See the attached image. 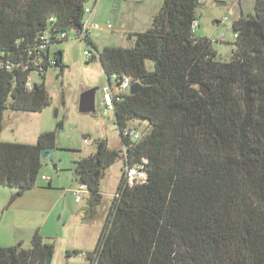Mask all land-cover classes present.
Masks as SVG:
<instances>
[{
  "label": "trees",
  "instance_id": "obj_1",
  "mask_svg": "<svg viewBox=\"0 0 264 264\" xmlns=\"http://www.w3.org/2000/svg\"><path fill=\"white\" fill-rule=\"evenodd\" d=\"M85 2L0 0V133L4 110L38 112L49 104L45 59L65 40H57L58 32L81 29ZM199 5L163 0L149 29L128 33L131 47L98 50L82 38L95 50L87 61L98 57L112 90L121 158L126 152L129 163L147 159L143 183L125 185L122 170L87 264H264V0L232 22L236 36L225 61L209 38L191 30ZM43 31L50 52L28 55ZM59 52L52 66L62 68ZM32 73L40 81L28 90ZM124 77L148 87L147 94H114ZM200 84L209 89L204 96ZM133 120L149 123L137 142L121 136ZM44 148H56L53 131L38 134L34 144L0 139V185L19 195L33 188ZM117 157L100 139L94 153L76 162L92 208L100 201L97 176ZM30 242L28 249L0 247V264H45L53 244L38 231Z\"/></svg>",
  "mask_w": 264,
  "mask_h": 264
},
{
  "label": "rangeland",
  "instance_id": "obj_2",
  "mask_svg": "<svg viewBox=\"0 0 264 264\" xmlns=\"http://www.w3.org/2000/svg\"><path fill=\"white\" fill-rule=\"evenodd\" d=\"M162 4L163 0H99L94 5L92 19L102 28L93 31L90 38L98 50L103 46L131 47L133 41L128 33L149 29L153 14ZM253 13L254 0H201L195 34L211 40L217 58L229 60L234 47L232 22L241 14ZM221 34L224 37L221 38ZM87 45L70 31L67 39L51 47V53L61 52L63 66H51L45 72L44 84L50 101L41 111L6 109L3 112L2 141L34 144L38 134L55 133L56 148L52 151L55 169L44 159L35 186L9 206L16 190L0 185V247L20 243V248L28 249L32 235L38 231L44 241L53 244L49 264H87L86 253L96 245L124 166L122 140L114 122L113 107L107 113L104 103L109 93L107 79L98 57L87 61L83 54ZM89 48L95 54L94 48ZM147 66L150 68L149 62ZM30 77L40 81L37 73ZM92 87H97L95 111L80 113L79 95ZM113 92L118 93L115 85ZM129 125L140 131L149 128L147 121L133 120ZM100 139L108 148L118 151V157L97 176L100 201L92 208L88 189L76 200L74 190L80 181L74 169L79 159L96 151V142ZM42 175L51 178V186ZM66 250L71 251L70 256H66Z\"/></svg>",
  "mask_w": 264,
  "mask_h": 264
},
{
  "label": "built area",
  "instance_id": "obj_3",
  "mask_svg": "<svg viewBox=\"0 0 264 264\" xmlns=\"http://www.w3.org/2000/svg\"><path fill=\"white\" fill-rule=\"evenodd\" d=\"M99 0H86L85 5H84V9H83V19H82V26L81 29L79 31L74 32V36L78 37V38H85L88 37L90 38V35L93 31H99L101 30V26L92 20V13H93V8L94 5L98 2ZM198 3H201V0H198ZM88 16V17H87ZM227 18H224V21H226ZM198 19L194 20L191 26V30L192 32L196 31V28L198 27ZM107 28L110 27V25L106 26ZM236 35L234 34V37ZM224 37L223 34H221V38ZM56 38L59 41L60 39H67L68 38V32L66 31H62V32H58L56 34ZM51 37L49 36V34L46 31H43L42 33H40L36 39V42L32 45V47L30 48V50L28 51V55H32V54H38L40 57H42V52L45 51H49L50 48V43H51ZM89 46L91 45H87V48L84 49L83 54L85 55L86 58H90L92 56V54H94L91 49L89 48ZM55 52V51H54ZM51 53V52H50ZM35 57V56H33ZM33 60H36V58H33ZM41 60L43 61V63H45V61L48 63V65H54L55 64V55L53 53H51L49 55V57H47L44 61V59L41 58ZM40 60V63H42V61ZM11 66L13 65H7V68H11ZM38 70H42V64H40L38 66ZM33 80L31 79V77H28V80L26 82V87L28 90L32 89L33 86ZM131 82L129 81V79L127 77H124L123 80L121 81V84L118 85L116 88L118 90V92L120 93H125L128 91L129 86H130ZM109 93H106V98H105V105L107 106V110L106 112L108 113L109 110H111L112 108V101H111V89L110 87H108ZM110 94V95H109ZM111 96V97H110ZM148 129H145L144 131H140L135 127L132 126H125L122 128L121 130V136L124 139H127L130 142H137L139 140H141L147 133ZM124 149H126V146L124 147ZM123 173H124V183L125 185L131 187L134 186L136 184H140L145 182L146 177H147V173H146V168H145V164L147 159L143 158L142 162H138V163H129L128 159H127V153L124 152L123 153ZM42 179L43 180H50V177L46 176V175H42ZM87 189L85 184H81L79 185V187L77 189L74 190V193L76 195V200L80 199V195L82 192H84Z\"/></svg>",
  "mask_w": 264,
  "mask_h": 264
},
{
  "label": "water",
  "instance_id": "obj_4",
  "mask_svg": "<svg viewBox=\"0 0 264 264\" xmlns=\"http://www.w3.org/2000/svg\"><path fill=\"white\" fill-rule=\"evenodd\" d=\"M222 4V3H221ZM61 52L57 54V59L61 60ZM225 61V60H224ZM36 84H34V88ZM208 87L204 84H200L198 87V91L201 95H206L208 93ZM97 91V87L88 88L82 91L79 95L78 100V111L80 113H93L95 111V93ZM129 93H139L141 96H145L148 92V87L141 85L138 82H134L129 86ZM61 127V125H60ZM53 149L52 148H44L41 152V158L48 159L51 163L53 162ZM52 167L55 169L56 165L52 163ZM20 196L18 193H15L11 196L7 206H9L15 198ZM51 255L46 256L45 264H49Z\"/></svg>",
  "mask_w": 264,
  "mask_h": 264
},
{
  "label": "crops",
  "instance_id": "obj_5",
  "mask_svg": "<svg viewBox=\"0 0 264 264\" xmlns=\"http://www.w3.org/2000/svg\"><path fill=\"white\" fill-rule=\"evenodd\" d=\"M93 20V19H92ZM94 21V20H93ZM55 53V52H54ZM50 182H51V178H50V180H49Z\"/></svg>",
  "mask_w": 264,
  "mask_h": 264
}]
</instances>
